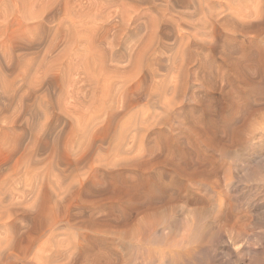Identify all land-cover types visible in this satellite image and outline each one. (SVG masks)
<instances>
[{
	"label": "rangeland",
	"instance_id": "1",
	"mask_svg": "<svg viewBox=\"0 0 264 264\" xmlns=\"http://www.w3.org/2000/svg\"><path fill=\"white\" fill-rule=\"evenodd\" d=\"M252 41L264 0H0V264H264V92L232 93ZM125 168L163 191L100 177Z\"/></svg>",
	"mask_w": 264,
	"mask_h": 264
},
{
	"label": "bare ground",
	"instance_id": "2",
	"mask_svg": "<svg viewBox=\"0 0 264 264\" xmlns=\"http://www.w3.org/2000/svg\"><path fill=\"white\" fill-rule=\"evenodd\" d=\"M254 45H256V42L252 41L249 45H246L242 48L240 55L245 61L244 65L240 64V62L233 63L234 64L233 68L237 71L240 80L242 81V87L240 86L234 87L232 93L234 94V97L237 96L243 102V106H245L244 109L247 114L251 111L249 98L252 95H257L264 92V84L262 83V81L264 82V49L261 47V45H258L259 50H258V55L256 56V54H251V50L249 49L251 48V46ZM233 103L234 102H232V104ZM235 106H236L235 107L236 110H238L239 104L237 102ZM232 119H233L232 113L224 117V122H223L224 124H222L223 131H229V132L233 131L234 133L237 132L235 127L232 126ZM201 123H202L201 116L194 118L192 120V123L190 124V127L192 129L191 132L196 133L197 130L196 127ZM213 132L216 135V131L214 130ZM164 145H166L167 149L169 150V153L165 158H163V160L165 162H170L174 164L173 171L175 175L183 174L185 172V169L183 166L177 165L176 160L177 159L181 160V158H183V160L185 161L184 163L187 165L188 155L183 149H181L178 146L176 139L170 137V135L166 133L158 134L155 144L150 147V153L154 154L155 148L157 147L159 148ZM111 164L114 165L116 163L112 162ZM147 164L148 163H146L145 165ZM128 170L130 169L125 168V169H116V170L115 169L104 170L102 171L100 177L103 178L105 181L110 180V182L112 183L115 184L120 183L121 185H123L124 186L123 188L125 190L124 193L127 199L130 200L134 199L133 196L140 197L143 194L154 199L157 198L158 195L161 194V192L163 191L162 188H160L155 184L156 181L155 177L154 178L144 177L142 174L143 173L142 170L139 171L131 170L133 173L128 172ZM102 191L104 192L105 189L103 188ZM117 198L114 199L112 202V204L115 205L112 206L113 207L112 209L124 213L129 208V203L128 202L121 203L120 199Z\"/></svg>",
	"mask_w": 264,
	"mask_h": 264
}]
</instances>
